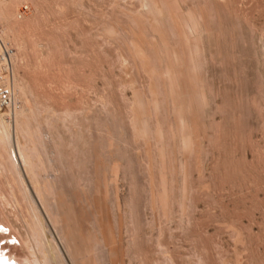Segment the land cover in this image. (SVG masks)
<instances>
[{"label":"rangeland","instance_id":"obj_1","mask_svg":"<svg viewBox=\"0 0 264 264\" xmlns=\"http://www.w3.org/2000/svg\"><path fill=\"white\" fill-rule=\"evenodd\" d=\"M7 2L3 116L25 113L20 170L63 261L264 264V0ZM3 164L0 253L41 258Z\"/></svg>","mask_w":264,"mask_h":264},{"label":"bare ground","instance_id":"obj_2","mask_svg":"<svg viewBox=\"0 0 264 264\" xmlns=\"http://www.w3.org/2000/svg\"><path fill=\"white\" fill-rule=\"evenodd\" d=\"M10 3V2H9ZM7 0H0V18L2 19V21L4 22V26H3V31L0 29V32L2 34H5L7 35V37L9 38V36H13V37H16L15 34L17 33V29L19 28V23L17 24L16 21H14L12 19V15L10 12V10L8 11V4ZM12 6V5H11ZM13 7V6H12ZM12 10V8H11ZM14 13V12H12ZM25 26V25H23ZM22 26V28H23ZM21 29V28H19ZM18 29V31H19ZM21 33H23L22 31H20V34H19V37L21 38ZM5 35H1V38L2 40L8 44L6 41H5ZM18 36L16 38H19ZM9 46V45H8ZM15 51V50H14ZM17 56L16 52H13L12 53V61L14 62V57ZM16 73V72H15ZM15 75V74H14ZM16 76V75H15ZM14 78V77H13ZM16 78V77H15ZM19 80V79H18ZM17 82V81H16ZM13 86H14V82H13ZM17 87L19 89H21L20 91H22L23 93H25V91L23 90V88L25 89V86L24 87H20V83L17 84ZM16 87V88H17ZM18 89V90H19ZM28 91V90H27ZM20 93V92H19ZM28 93V92H26ZM20 101V100H19ZM21 107H17L16 108V112L14 114V118H13V121H10L8 122V120L5 119L6 115L3 116V111L5 110H0V150H4L5 152V155H7L6 157V160L4 159L2 163H4L3 165H5V162H6V167L11 169L10 171H12V173L14 172L16 174V176L18 177V182L17 184L13 185L12 182L10 185V192L12 194V198L15 199V202H16V205H21L19 203V200H18V197H17V189L19 187V190L22 191V196H24L23 198L25 199V202L27 203V206L29 208V217L31 215V217L28 221V219H25L27 225H28V233L29 235H32L33 239H35L36 241V244L37 246L39 247V252L41 253L42 257L40 258L38 256V254H36V250L34 249L35 245L31 242H27L25 241L26 243V250L28 251V254H26L22 260H24L23 262L16 259V256H15V259L18 261V262H14L13 260H11L10 256L7 257L5 254L3 253H0V264H66L63 259H62V255H61V250L59 248H57V246L55 247L52 242H56L55 239L53 237V239L50 240L47 239L48 237H45V222L43 221L44 217H45V220L47 218V221L49 220L48 219V215L46 214V208H45V211H44V207H43V203L41 202L42 199H36V197H38V195L35 197L33 194H32V188H31V191L30 189H28V185L26 186L25 184V181H24V177H22V170L21 169V164L23 163V165L25 167H28L30 164H29V160H28V157H27V152H26V148H25V145L21 142V138H19V135H18V132L20 130V132L22 131L21 130V122L20 123V117H22V115L25 113H23V110L20 109ZM23 108V107H22ZM6 113V112H5ZM4 113V114H5ZM10 113V112H8ZM10 115V114H9ZM10 117V116H9ZM12 118V117H11ZM23 124V123H22ZM27 125V124H26ZM25 126V125H24ZM28 127V125H27ZM26 127V128H27ZM29 129V128H28ZM28 129L25 131L27 132ZM31 129V128H30ZM29 133H30V130H29ZM28 133V135H29ZM21 134V133H20ZM27 134V133H26ZM25 134V135H26ZM33 134V133H32ZM23 135V134H21ZM27 135V138L28 139V136ZM31 135V134H30ZM34 136V135H32ZM24 137V136H23ZM24 138V139H25ZM32 138V137H31ZM34 138V137H33ZM30 139V138H29ZM28 139V141H30ZM25 142V141H24ZM26 143V142H25ZM30 144V143H29ZM28 145V144H27ZM26 145V146H27ZM37 149V148H35ZM35 151V150H34ZM37 151V150H36ZM2 152V151H0ZM33 152V151H32ZM31 152V154H33ZM29 153V152H28ZM35 154V152H34ZM38 154V153H37ZM2 157H4L3 154H1ZM2 157H0L2 159ZM32 157V155L30 156ZM29 157V158H30ZM5 161V162H4ZM22 161V163H21ZM31 162V161H30ZM40 163V162H39ZM0 164V165H1ZM7 164H9V167L7 166ZM32 164V163H31ZM36 165V164H35ZM2 166V165H1ZM0 166V167H1ZM32 166V165H31ZM35 166L33 165V168ZM43 167V166H42ZM41 167V168H42ZM5 168V166H4ZM29 168V167H28ZM32 168V170H33ZM43 169V168H42ZM25 170V169H24ZM29 170V169H27ZM29 172V171H28ZM11 173V174H12ZM34 172H32L33 174ZM24 174V173H23ZM30 174V173H29ZM14 175V174H13ZM36 175V174H35ZM15 176V175H14ZM30 176V175H29ZM10 180V179H9ZM18 186V187H17ZM17 187V188H16ZM36 189V188H35ZM34 189V193H35V190ZM41 192V191H40ZM37 194V192H36ZM42 195V194H41ZM40 195V196H41ZM39 198V197H38ZM55 200V199H54ZM18 203V204H17ZM22 206V205H21ZM23 208V207H22ZM27 208V209H28ZM44 212H43V211ZM19 211V210H18ZM23 211V210H21ZM17 212V211H16ZM28 212V213H29ZM48 212V211H47ZM21 213V212H20ZM24 213V212H22ZM45 213V214H44ZM19 214V213H18ZM17 214V215H18ZM19 216V215H18ZM21 216V215H20ZM19 216V217H20ZM22 217V216H21ZM53 217V216H52ZM51 217V218H52ZM24 218V217H23ZM49 222V221H48ZM1 223V222H0ZM47 223V222H46ZM50 224V223H48ZM47 224V226H48ZM54 224V223H53ZM47 228V227H46ZM1 230L3 228H0ZM4 230V229H3ZM51 231V230H50ZM49 231V233H50ZM54 231V229H53ZM53 231H51V233L53 234ZM47 234V233H46ZM30 238V237H29ZM57 240V239H56ZM56 244V243H55ZM59 249V250H58ZM63 251V250H62ZM65 251V250H64ZM64 253V252H63ZM25 262V263H24Z\"/></svg>","mask_w":264,"mask_h":264},{"label":"built area","instance_id":"obj_3","mask_svg":"<svg viewBox=\"0 0 264 264\" xmlns=\"http://www.w3.org/2000/svg\"><path fill=\"white\" fill-rule=\"evenodd\" d=\"M26 6L20 11L24 12ZM13 50L1 38L0 33V110L13 111L17 106V97L13 86L14 68L12 62Z\"/></svg>","mask_w":264,"mask_h":264}]
</instances>
